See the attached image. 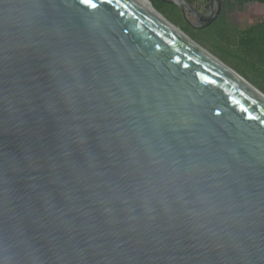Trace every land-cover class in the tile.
<instances>
[{
  "label": "water",
  "instance_id": "95a60500",
  "mask_svg": "<svg viewBox=\"0 0 264 264\" xmlns=\"http://www.w3.org/2000/svg\"><path fill=\"white\" fill-rule=\"evenodd\" d=\"M93 2L0 0V264H264V91L153 1Z\"/></svg>",
  "mask_w": 264,
  "mask_h": 264
},
{
  "label": "trees",
  "instance_id": "16d2710c",
  "mask_svg": "<svg viewBox=\"0 0 264 264\" xmlns=\"http://www.w3.org/2000/svg\"><path fill=\"white\" fill-rule=\"evenodd\" d=\"M155 7L180 26L197 42L235 68L253 84L264 91V20L242 29L225 11L217 21L206 28L191 25L183 10L163 0H152ZM195 2V0H190ZM245 5L264 0H234ZM234 2H230L234 6Z\"/></svg>",
  "mask_w": 264,
  "mask_h": 264
},
{
  "label": "flooded vegetation",
  "instance_id": "af4514ba",
  "mask_svg": "<svg viewBox=\"0 0 264 264\" xmlns=\"http://www.w3.org/2000/svg\"><path fill=\"white\" fill-rule=\"evenodd\" d=\"M230 2H234V0H227L225 2L224 8H223V12L222 14L226 11L230 17V19L233 21L234 18L240 16L243 13H247L248 12V7L252 4H261L258 2H254V3H247L245 5H240L236 2H234V6L230 5ZM194 4L196 5V7L200 10V12L205 13V14H209L212 12L213 9V3L210 0H197L194 2ZM263 5V4H261ZM221 14V15H222ZM259 20V21H258ZM257 22H255L254 24L263 21L264 20V15L262 18L258 19ZM236 24V23H235ZM253 25V24H252ZM251 26V25H250ZM250 26H247L245 28L242 29H246Z\"/></svg>",
  "mask_w": 264,
  "mask_h": 264
},
{
  "label": "rangeland",
  "instance_id": "374dc122",
  "mask_svg": "<svg viewBox=\"0 0 264 264\" xmlns=\"http://www.w3.org/2000/svg\"><path fill=\"white\" fill-rule=\"evenodd\" d=\"M263 15L264 5L254 3L248 7L247 13H243L240 16L234 18L233 22L236 23L239 27L245 28L257 22V20L262 18ZM189 19L191 21H196V18L192 14L189 15Z\"/></svg>",
  "mask_w": 264,
  "mask_h": 264
},
{
  "label": "bare ground",
  "instance_id": "6f19581e",
  "mask_svg": "<svg viewBox=\"0 0 264 264\" xmlns=\"http://www.w3.org/2000/svg\"><path fill=\"white\" fill-rule=\"evenodd\" d=\"M151 10H153L156 14H158L160 17L161 15L159 13H157L154 9V6L152 4L151 0H142ZM163 18V17H162Z\"/></svg>",
  "mask_w": 264,
  "mask_h": 264
},
{
  "label": "snow or ice",
  "instance_id": "6c2138e0",
  "mask_svg": "<svg viewBox=\"0 0 264 264\" xmlns=\"http://www.w3.org/2000/svg\"><path fill=\"white\" fill-rule=\"evenodd\" d=\"M82 3L90 5L91 7L95 8L96 4L93 2V0H81Z\"/></svg>",
  "mask_w": 264,
  "mask_h": 264
}]
</instances>
